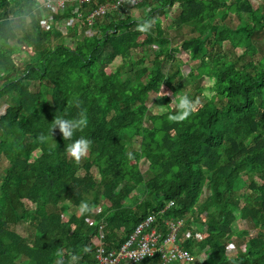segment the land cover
I'll return each mask as SVG.
<instances>
[{"label":"trees","instance_id":"1","mask_svg":"<svg viewBox=\"0 0 264 264\" xmlns=\"http://www.w3.org/2000/svg\"><path fill=\"white\" fill-rule=\"evenodd\" d=\"M44 1L0 0V264H98L100 222L107 249H117L170 201L158 227L166 233V219L184 217L182 246L203 259L188 264H264V4L143 0L109 8L89 26L86 16L105 0L83 3L79 26L92 34H74L70 46L53 37L62 39V18L78 15L74 5L52 11ZM230 12L235 25L226 22ZM164 18L170 28H188L179 42ZM145 19L153 27L142 33L137 24ZM149 45L154 56L146 64L135 51ZM180 49L196 62L186 75L174 56ZM118 58L122 65L107 71ZM205 77L211 96L200 83ZM185 84L194 111L177 121L179 101L171 106L163 88L173 94ZM81 113L88 123L72 140L58 126L51 131L55 119ZM80 137L92 146L77 162L67 148ZM82 202L91 208L84 215ZM238 219L255 232L237 230ZM21 223L25 235L15 229ZM233 237L242 245L229 252ZM136 264L162 260L155 254Z\"/></svg>","mask_w":264,"mask_h":264},{"label":"built area","instance_id":"2","mask_svg":"<svg viewBox=\"0 0 264 264\" xmlns=\"http://www.w3.org/2000/svg\"><path fill=\"white\" fill-rule=\"evenodd\" d=\"M96 1L100 0H45L43 7L52 11L60 10L63 12L71 4L74 5L73 10L77 12L78 16H82L79 7L83 3ZM142 1L105 0V2L88 13L86 20L91 24L96 17L105 13L109 8H116L125 4L135 6ZM170 205H174V202L170 201L167 207ZM166 208L160 212L150 214L141 221L134 232L117 249H106L104 223H101L98 229L99 240L95 252L98 264H136L147 257L153 256L155 253H160L164 262L175 260L192 261L194 259L193 256L182 249L178 243L177 236L184 224L183 219L169 218V220H166V225L169 229V233L166 236L159 230L157 217L161 216Z\"/></svg>","mask_w":264,"mask_h":264},{"label":"rangeland","instance_id":"3","mask_svg":"<svg viewBox=\"0 0 264 264\" xmlns=\"http://www.w3.org/2000/svg\"><path fill=\"white\" fill-rule=\"evenodd\" d=\"M250 2H251V4H252L254 9H256V8L260 7L262 4H264V0H250ZM176 8H177V5H175V8L170 9V17L177 13L178 10H176ZM137 10H138L137 14H139V12H141V10L140 9H137ZM133 11L136 12V10H133ZM42 16H43V19L41 20V24H43L46 28H49V24L53 23L51 14L49 12H47V11H42ZM238 20L239 19L236 16V14H234L233 12H230L229 15L227 16L226 22L229 25H235L238 22ZM79 21H80V17H78V16H76L74 18H70L69 16L62 18L58 22V24L56 25L57 30H60L61 33H62V39H56L55 37L52 36L54 43L62 41V42H64L67 45L74 46L75 45L74 38H73L74 34L77 37H83L84 35L92 34V30L90 28H82L81 26H79ZM222 21H224V20H222ZM168 22H169L168 19L164 18L162 20V25H163V27L165 29H167V32L169 33V35L173 39V41L175 43H177L183 37V32L188 31V28L187 27H183L182 29L170 28L168 26ZM224 47L225 48H229V45H228L227 42L224 43ZM263 47H264V44H263L262 48ZM154 49H155V46H152V45L139 47L135 51V53H136L135 56H138V57H140V55L141 56H145L146 57V61L145 62H146V64H148L151 61V59L153 58V56H154ZM236 50H237L236 51L237 54H241L242 49L238 48ZM22 54H23L22 55L23 58L29 57V56L25 55L26 52H23ZM174 56L178 60H181L183 62L182 65H181V68H182V71H183V73L185 75L189 71L190 66H195L196 65V62L188 61L187 52H185L182 49L178 50L175 53ZM120 65H122V62L118 58L112 64H110L106 68V70L110 71L115 66H120ZM200 83L204 87V90H203L204 94L207 95V96H211L213 94L212 87H210L211 86V80L208 77H205L203 80H201ZM191 87H192L191 85L187 84L185 86L184 90H181L178 93H173V94L167 88H165V89L163 88V91L165 93H170L171 106H174L175 103H177L180 100V98L184 96L185 93L186 94L187 93H191V91H192ZM155 95L156 94L151 93L150 97L153 99L155 97ZM196 95L199 98H201L200 93H196ZM5 106H6V104H4V103H2L0 105V114L3 112ZM144 125L145 126L149 125V121L147 119H145ZM36 154H38V152H35V155ZM5 163H6L5 158L3 156H1L0 157V170H2V168L5 166ZM148 166H149V163L146 160H144V159L141 160L139 167H140V169H141V171L143 173H145L147 171ZM92 172H93V174H97L96 169H92ZM80 174H83L82 170H80ZM205 194H206V191H205V193H203L202 198L204 197ZM26 206L32 208L33 204L31 202L30 203L27 202ZM69 210L70 211H75L76 208L70 206ZM234 226H235V228L237 230L238 229L239 230L249 229V230H252L253 232H255L254 229L252 228L250 222H248V221H243L241 219H238L235 222ZM15 229H17V231L19 233L24 234V235L28 233L27 224L26 223H21L20 225L16 226ZM187 233H189V232H187ZM231 241L232 242H229V244H228L229 245V249H228L229 252H233V250H235L236 248H238L239 246L242 245V240L241 239H235L233 237V239Z\"/></svg>","mask_w":264,"mask_h":264},{"label":"clouds","instance_id":"4","mask_svg":"<svg viewBox=\"0 0 264 264\" xmlns=\"http://www.w3.org/2000/svg\"><path fill=\"white\" fill-rule=\"evenodd\" d=\"M103 2H105V1H103ZM43 9V8H42ZM44 10V9H43ZM44 11H46V10H44ZM108 11V9L106 10V12ZM82 14V13H81ZM104 14V13H103ZM103 14H101V15H103ZM100 15V16H101ZM78 16V15H77ZM78 17H80V20H81V18H82V16H78ZM93 22H94V20H93ZM92 22V23H93ZM92 23L91 24H89V26H91L92 25ZM153 27V21L151 20V19H145V20H143L142 22H139L138 24H137V30L138 31H140V32H142V33H147V32H149L150 31V29ZM177 108L178 109H180L181 111H180V113H179V115H177V116H175V117H173V119H175V120H177V121H183V120H185V119H187L191 114H192V112L194 111V104H193V102L189 99V97L188 96H183V97H181L180 98V100H179V103H178V105H177ZM87 123H88V121H87V117L83 114V113H81V115H80V117L78 118V119H63V118H60V119H55V122H54V124H53V126H52V129H51V131L55 128V127H57L58 126V128H59V130H60V132L62 133V136H63V138L64 139H68V140H72V138H73V136H74V134L77 132V131H80V130H82L84 127H86L87 126ZM40 140L43 142L44 140H45V137H43V136H41L40 137ZM91 146H92V141L91 140H89V139H87V138H85V137H80L79 139H76V140H74L69 146H68V148H67V151H68V153L78 162V161H80V159L82 158V157H85L86 155H87V153H88V151L90 150V148H91ZM131 153H129V158H131ZM169 204V203H168ZM171 206V205H170ZM167 207V206H166ZM169 207V206H168ZM79 211H80V213H81V215H84V214H86V213H88V212H90L91 211V208H90V205H89V203L88 202H82L81 204H80V207H79ZM154 213H157V212H154ZM152 214V213H151ZM150 215V214H149ZM148 215V216H149ZM161 217V216H160ZM171 218H174V217H171ZM180 219H183L184 221H185V219H184V217H179ZM175 219H178V218H175ZM144 220V219H143ZM142 220V221H143ZM166 220H169V218L168 219H166ZM166 220H165V223H166ZM101 223H104V222H100V224ZM99 224V225H100ZM105 225V224H104ZM167 226V225H166ZM184 224H183V226H182V228L180 229V231H179V233H178V243H179V245H180V247L182 248V249H184V250H186V251H188L192 256H193V260L192 261H189V262H187L186 261V263L188 264V263H195V262H197V261H201V260H203V259H200V258H197V256H195V254H193L192 252H190L189 250H187V249H185V248H183V246H182V239L180 238V235H181V233L183 234V232H184ZM98 229H99V226H98V228H97V232H98ZM103 230H104V227H103ZM163 233V232H162ZM169 233V229H168V226H167V231H166V233H163L164 234V236H166L167 234ZM98 234V233H97ZM104 235H105V231H104ZM183 236V235H182ZM98 240H99V235H98ZM91 241H92V239H91ZM104 241H105V238H104ZM97 243H98V241H97ZM97 245V244H96ZM105 247H106V242H105ZM106 249H107V247H106ZM112 249H114V248H112ZM107 250H111V249H107ZM86 251H90V249H86ZM95 252H96V246H95V250H94V255H95ZM155 254H159L160 255V257H161V260H162V264H168V263H172V262H174V261H171V262H164L163 261V259H162V256H161V254L160 253H155ZM154 254V255H155ZM153 255V256H154ZM153 256H150V257H153ZM202 256L203 257H205V252H202ZM202 257V258H203ZM96 258V257H95ZM148 258V257H147ZM144 260V259H143ZM96 261H97V259H96ZM175 261H180V260H175ZM97 263H98V261H97Z\"/></svg>","mask_w":264,"mask_h":264}]
</instances>
